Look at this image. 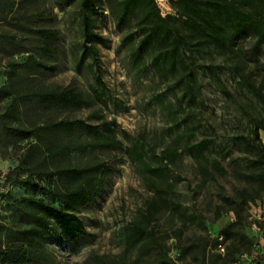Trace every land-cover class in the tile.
Wrapping results in <instances>:
<instances>
[{"label": "trees", "instance_id": "trees-1", "mask_svg": "<svg viewBox=\"0 0 264 264\" xmlns=\"http://www.w3.org/2000/svg\"><path fill=\"white\" fill-rule=\"evenodd\" d=\"M74 1L81 12L82 57L91 58L90 69L100 94L106 93V86L98 45L106 41L96 32V15L106 16L107 12L123 34L122 46L128 49L130 65L143 73L152 69L177 105L175 108L166 96L155 97L172 123L171 141L160 153L146 133L131 136L122 131L130 163L146 178L153 197L140 218L123 228L122 256L109 263L108 255H92L81 264H176L163 250L153 224L166 213L192 222L196 216L175 199L169 165L188 156L202 177L214 181L227 171L220 161L211 162L210 155L215 152L225 159L230 153L226 145H216L211 137L198 140L202 123L189 114L181 117L179 109L185 99L195 100L200 91L197 67L204 62L210 67H227L239 90L264 111V0H173V12L166 15L157 0ZM14 8V2L0 0V18H8ZM41 34L51 35L47 31ZM49 69L30 55L22 64H10L0 87V154L34 141L20 157L18 167L8 174L14 183L26 176L21 182L27 195L14 208V224L9 226L0 220V264H62L50 243L52 237L73 240L84 234L85 224L79 213L103 193V178L112 171L97 158L83 165L75 163L74 154L92 155L99 149H121L124 145L118 140L115 120L93 125L58 117L88 107L90 97L73 87L43 83ZM221 88L229 95L223 85ZM261 132L263 115L251 118L247 134L234 139L236 147L251 156L247 172L239 165L234 169L251 191L224 197L216 207L215 219L230 211L236 221L225 226L216 239L205 240L202 264H218L226 256L236 260L237 254L250 253L254 248L253 241L239 227L245 205L264 198ZM222 240L230 242L226 252ZM218 245L224 247V252L218 250ZM135 252L138 255L134 261H128ZM253 264H264V245Z\"/></svg>", "mask_w": 264, "mask_h": 264}, {"label": "rangeland", "instance_id": "rangeland-1", "mask_svg": "<svg viewBox=\"0 0 264 264\" xmlns=\"http://www.w3.org/2000/svg\"><path fill=\"white\" fill-rule=\"evenodd\" d=\"M4 1L14 2L15 8L8 18H0V87L6 81L11 63L22 64L34 55L51 68L45 71L43 83L73 87L90 97L88 107L64 112L58 116L60 119L83 120L93 125L117 121V137L124 143L123 148L99 149L92 155L74 154L75 163L83 165L97 158L112 170L103 178V193L79 213L85 224L84 234L73 240L54 235L50 242L62 264H81L92 255H108L107 262L111 263L124 251L123 228L140 218L153 197L146 178L130 163L125 152L128 142L122 131L131 136L146 133L160 153L171 141L169 129L172 123L155 97L166 96L175 105L176 100L167 85L158 82L152 69L143 73L130 65L128 49L122 46L123 34L107 12L106 16L96 15V32L106 41L104 45H98L106 86L103 95L97 89L90 69L91 58L88 55L82 57L81 12L77 1ZM157 1L164 15L173 12L170 4L173 0ZM41 31L51 35H43ZM202 63L197 67L200 91L195 100L185 99L179 112L181 117L189 114L202 123L198 140L211 137L216 145H226L230 153L225 159L215 152L210 155L211 162L220 161L227 171L223 176H216L214 181L202 177L196 163L188 156L169 165L175 199L189 214L196 216L192 222L166 213L153 224L163 250L176 264H202L201 247L205 240L216 239L225 226L236 221L233 212L227 208L220 219H215L216 207L222 204L224 197H234L246 189L251 191V187L234 173L237 165L247 172L251 156L246 150H239L234 139L247 134L251 118L264 116L256 101L239 90L235 76L227 67L221 64L219 68L210 67ZM221 85L229 95L223 92ZM261 138L264 141V132H261ZM31 143L34 141L0 154V220L9 226L16 219L13 216L16 204L27 192L21 182L25 181V175L14 183V178L8 179V174L18 167L20 157ZM243 218L239 230L253 241L252 252L237 254L236 260L226 256L218 264H253L262 249L264 198L246 204ZM223 246L226 252L230 242L224 240ZM137 255L135 252L128 261H134Z\"/></svg>", "mask_w": 264, "mask_h": 264}, {"label": "built area", "instance_id": "built-area-1", "mask_svg": "<svg viewBox=\"0 0 264 264\" xmlns=\"http://www.w3.org/2000/svg\"><path fill=\"white\" fill-rule=\"evenodd\" d=\"M218 250H219L220 252H224V247H223L222 245H218Z\"/></svg>", "mask_w": 264, "mask_h": 264}, {"label": "crops", "instance_id": "crops-1", "mask_svg": "<svg viewBox=\"0 0 264 264\" xmlns=\"http://www.w3.org/2000/svg\"><path fill=\"white\" fill-rule=\"evenodd\" d=\"M264 142V141H263Z\"/></svg>", "mask_w": 264, "mask_h": 264}]
</instances>
